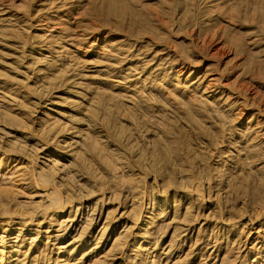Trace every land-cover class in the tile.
<instances>
[{"label": "rangeland", "instance_id": "obj_1", "mask_svg": "<svg viewBox=\"0 0 264 264\" xmlns=\"http://www.w3.org/2000/svg\"><path fill=\"white\" fill-rule=\"evenodd\" d=\"M263 72L264 0H0V264H264Z\"/></svg>", "mask_w": 264, "mask_h": 264}, {"label": "bare ground", "instance_id": "obj_2", "mask_svg": "<svg viewBox=\"0 0 264 264\" xmlns=\"http://www.w3.org/2000/svg\"><path fill=\"white\" fill-rule=\"evenodd\" d=\"M191 2H192V1H191ZM131 3H133V2H131ZM136 3H137V2H136ZM136 3H135V4H136ZM193 3H194V2H193ZM193 5H194V4H193ZM136 6H137V5H136ZM170 8H171V7H170ZM110 9H111V8H110ZM147 9L151 10L150 7H147ZM114 10H115V8H114ZM209 10H210V9H209ZM151 11H152V10H151ZM151 11H150V12H151ZM148 12H149V11H148ZM150 12H149V13H150ZM153 13H154V11H153ZM153 13H152V14H153ZM207 13H208V12H207ZM116 14L118 15V13H116ZM155 14H156V12L154 13V17H155ZM170 14H172V13H170ZM196 14H197V13H196ZM208 14H210V13H208ZM208 14H207V15H208ZM156 15H158V13H157ZM205 15H206V14H205ZM148 16H149V15H148ZM196 16H197V15H196ZM203 16H204V15H203ZM209 16H210V15H209ZM118 17H119V16H118ZM154 17H153V18H154ZM198 17H199V16H198ZM200 17H201V16H200ZM153 18H152V19H153ZM156 18H157V17H155L154 19L157 20ZM150 19H151V17H150ZM152 19H151V20H152ZM190 20H191V19H190ZM194 20H195V19H194ZM145 22H146V20H145ZM158 22H159V21H158ZM147 23H148V22H147ZM189 23H190V21H189ZM151 24H152V23H151ZM157 24H159V23H157ZM160 24H162V23L160 22ZM164 24H165V22H164ZM145 25H146V24H144V26H145ZM148 25H149V24H148ZM155 25H156V23H155ZM149 26H151V25H149ZM220 26H221V25H220ZM157 27H158V26H157ZM159 27H160V26H159ZM162 27H163V28H166V25H165V27H164L163 24H162ZM216 29H219V28L217 27ZM216 29H215V30H216ZM219 30H221V29H219ZM145 31H146V30H145ZM148 31H150V30H148ZM216 32H217V31H216ZM214 34H215V32H214ZM159 36H160V35H159ZM152 38H153V37H152ZM181 65H183V64H181ZM181 67H182V66H181ZM179 68H180V67H179ZM190 72H191V71H190ZM194 73H195V72H194ZM263 73H264V72H263ZM190 75H191V74H189L188 77H189ZM186 79H187V78H186ZM210 81H211V80H210ZM212 81H213V80H212ZM208 82H209V81H208ZM210 84L212 85V83H210ZM210 84L208 83L206 88H208V86H211ZM214 85H215V84H214ZM214 85H213V86H214ZM211 87H212V86H211ZM212 88H213V87H212ZM203 90H205V89H203ZM203 90H202V91H203ZM207 91H209V89H207ZM204 93H205V92H204ZM206 93H207V92H206ZM221 93H222V92H221ZM233 95H234V94H233ZM235 102H237V101H235ZM237 103H238V102H237ZM237 103H235V104H237ZM235 108H236V107H235ZM60 207H61V206H60ZM61 209H63V208H61ZM257 235H258V234H257Z\"/></svg>", "mask_w": 264, "mask_h": 264}]
</instances>
